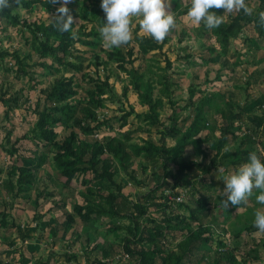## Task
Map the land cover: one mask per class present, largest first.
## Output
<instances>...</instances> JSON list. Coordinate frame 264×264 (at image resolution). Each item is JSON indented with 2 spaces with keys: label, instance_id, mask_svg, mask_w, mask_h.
I'll return each mask as SVG.
<instances>
[{
  "label": "rangeland",
  "instance_id": "374dc122",
  "mask_svg": "<svg viewBox=\"0 0 264 264\" xmlns=\"http://www.w3.org/2000/svg\"><path fill=\"white\" fill-rule=\"evenodd\" d=\"M60 3L65 9L60 14L40 3L30 10L17 1L5 0L0 4V260L10 264L138 263V256L127 252L125 247L126 237L131 236L128 217L94 218L87 223L80 219L79 209L85 204L84 179L93 177L94 173L61 176L52 158L53 146L44 144L33 131L37 109H42L46 103L41 88L48 86L56 76H66L72 79L78 91L75 101L87 96L97 84L102 85L105 106L96 110L92 125L99 126L90 134L83 133L77 122L58 126V140L62 141L72 130L84 140L103 143L124 129H138L131 143L144 144L147 140L162 143L166 139L174 144L195 115L196 100L205 92L219 91L221 94L214 100L210 119L214 124L221 123L223 118L215 107L225 108L234 117L236 126L232 128L237 132V140L228 133L225 145L219 149V125L215 131L205 129L199 136L209 135L210 138L201 148H187L184 157L188 164L199 162L200 167L183 172L180 167H169L168 171L162 159L151 162L139 156L133 158L128 168L115 161L118 169L115 179L133 201H142L148 206L142 225L152 224L154 220L166 222L170 227L159 240L165 252L175 250L180 255L185 254L187 238L204 222L206 226L212 224L215 234H211L206 243L210 250L201 252L194 262H190L189 257L184 258L187 264H227L224 253L229 251L238 264H264V232L258 231L254 223L257 209L264 210V204L256 199L261 190L254 189L256 194L247 205L226 213L225 209L231 204L226 207L220 200L226 187L222 177L234 171V167L221 164L209 173L202 171L213 159L220 163L222 154L234 151L242 139L247 141L243 144L247 154L256 151L264 156V124L258 126L255 122L264 115V34L253 22H246L242 31L230 39L226 52L220 45L210 52L212 43L207 38L197 37L199 24L186 15L191 0H172L170 10L176 23L163 41H156L144 32L140 18L134 16L132 39L109 48L92 17L93 4L101 7V0H60ZM249 4L255 13L264 11L261 0H249ZM4 9L17 15L22 23L16 26L2 17ZM238 11L223 12L225 20L229 22ZM60 16L72 21L75 29L81 32L97 26V35H81L83 41H90L89 44L77 42L73 55L68 57L75 63H82L80 70L67 67L56 71L52 67L31 64L38 60L51 64L52 59H42L33 51L32 34L26 22L50 23ZM130 51L135 57L132 63L128 61ZM28 55L30 58L24 59V63L29 74L18 77V57ZM168 59L173 66H168ZM168 80L172 83L171 94L164 96L161 87L163 81ZM148 87L163 100L157 110L163 124L152 125L137 117V113L148 110L141 105L139 94ZM15 91L20 94L17 96L19 103L9 107L1 97H9ZM174 120L178 132L167 127ZM14 144L25 156L31 154L28 147L39 148L47 154V160L38 165L20 154L13 155ZM16 165L33 172L35 177L22 192L10 188L9 171ZM174 173H180L181 179L172 176ZM182 191L186 193L185 201L177 200ZM204 197L212 199L208 198L201 212L193 213L197 199ZM216 199L217 205L214 204ZM217 226L225 230L228 241L220 238Z\"/></svg>",
  "mask_w": 264,
  "mask_h": 264
},
{
  "label": "trees",
  "instance_id": "16d2710c",
  "mask_svg": "<svg viewBox=\"0 0 264 264\" xmlns=\"http://www.w3.org/2000/svg\"><path fill=\"white\" fill-rule=\"evenodd\" d=\"M9 1L22 3L28 10L36 3L57 10L59 14L65 10L61 7L60 0ZM261 2L264 3V0H261ZM91 9L92 17L100 29L103 23L106 22L104 10L98 3H94ZM214 10L218 14H223L224 12L223 8ZM260 12L264 11L253 12L252 15H248L243 10H239L229 22L224 19V22L218 28L213 29H209L201 21L196 29L197 37L207 38L212 43L209 47L210 52L215 51L217 45H220L222 51L226 52L230 39L236 37L242 31L246 22H253L261 34H264V21L260 19ZM4 16L13 25L17 26L22 23L19 17L8 9H4L2 12V17ZM26 25L32 34L33 51L39 54L42 59H52L51 64L42 60L33 61L31 64L41 67H52L56 71L67 67L80 70L82 63H75L69 60L68 57L73 55L77 42L89 44L90 41H83L81 35L85 34L86 37H89L98 34L97 26L88 32H81L75 29L72 21L62 16L50 23L35 21L33 23L26 22ZM118 52L123 59L126 58L122 51L118 50ZM130 54L131 57L128 61L132 63L135 61L133 51H130ZM26 58H30V55L25 58L18 57L17 63L19 66L16 70L18 77L29 74L27 66L24 63V59ZM167 62L168 66H173V62L170 59ZM162 84V94L164 96L170 95L172 83L168 80L163 81ZM40 91L45 95L46 103L42 109H37L38 117L33 131L44 144L53 146L52 158L56 167L60 170V175L72 177L78 173L88 171L94 173L93 177L84 179L86 190L82 191V196L84 197L85 204L79 209L78 213L82 222L87 223L94 218L101 217L112 219L128 217L131 220V224L128 226V232L131 236L126 237L125 247L127 252L138 256L137 264H182V262L183 264H187L184 258L189 257L190 262L195 261L201 252L210 250V247L206 243L211 234L215 235L213 226L212 224L206 226L204 222H201L187 238V251L185 254L180 255L175 250L165 252L159 240L165 236V230H170V227L166 226V222H156L154 220H152V224L147 223L142 225L144 215L148 212V206L144 205L142 201H133L123 192V185L115 179L118 169L114 163L117 161L123 168H128L133 158L140 156L151 162L162 159L164 168L167 170L169 167H180L181 172H183L184 170L190 171L200 167L199 162L191 165L188 164L184 157L187 148H201L205 140L210 138L209 135L206 137L199 136L203 130L209 129L215 131L219 125L221 130V136L218 139L219 149L225 145L228 133H231L233 139L237 140V132L232 128L236 126L234 117L225 108L215 107L217 114H221L223 118L221 123L217 122L214 124L210 119V115L213 112L214 100L221 94L219 91L205 92L196 100V113L192 117L190 124L179 134L178 141L174 144L166 139L162 143L149 140L145 141L144 144L131 143L130 140L138 129H124L119 135L108 137L103 143L84 140L74 130L70 132L65 140H58L57 127L60 125L67 126L69 121L73 123L77 122L81 131L85 134L92 133L94 128L99 126L98 124L92 125V122L96 119V110L105 106L102 97L105 89L102 85L97 84L96 89H90L87 96L75 101L74 97L78 91L72 79L66 76H56L48 86L42 87ZM8 92H10V89H8ZM17 92H13L6 98L1 97V100L9 107H12V104L17 105L19 103V97L17 96H20ZM139 94L141 105L147 106L148 110L137 113V117L148 121L152 125L163 124L157 114V110L163 104L162 98L157 97L154 90L150 87L143 91L140 90ZM127 116H129L128 113L126 114V118ZM255 122L258 126H262L264 124V115L258 117ZM167 127L169 130L178 132L175 120ZM245 142H247L246 139H242L234 151H226L222 154L220 163L213 159L210 165L203 167L202 171L209 173L213 170L214 166L219 167L221 164L224 167L232 165L236 169L241 162H245L248 159L246 148L243 147ZM251 142L254 143V140L251 139ZM19 151L20 149L14 144L11 150L13 155L20 154L27 157L29 161L36 162L38 165H42L47 160V154L42 153L39 148L28 147V151L31 152L28 156L21 154ZM107 154L111 157H105ZM9 174L12 178L10 188H18V192L27 190L35 180L33 172L17 165L10 169ZM172 176L181 179L180 173H174ZM255 192L253 191V195L256 194ZM208 198L197 199L198 205L193 209V213L201 212L207 206L208 200L212 199L211 197ZM224 198V196L220 197V200L223 201ZM250 199L251 197L241 205L230 203V207L226 208L225 212L230 213L233 208L247 205ZM214 204H218L217 199L214 201ZM133 209L134 211H132ZM3 221L5 225V217ZM218 235L220 236L221 233L219 232ZM224 257L227 259V264H238V260L230 251L224 253ZM0 264L10 263L0 260Z\"/></svg>",
  "mask_w": 264,
  "mask_h": 264
},
{
  "label": "clouds",
  "instance_id": "9594fccd",
  "mask_svg": "<svg viewBox=\"0 0 264 264\" xmlns=\"http://www.w3.org/2000/svg\"><path fill=\"white\" fill-rule=\"evenodd\" d=\"M5 0H0V4ZM106 22L100 28V33L106 46H120L132 39V18L139 17L142 30L150 34L156 41H163L175 26L176 19L171 11L172 0H101ZM223 8L224 12L243 10L252 15L253 8L249 0H191V7L186 15L195 24L204 22L209 29L218 28L224 22V14H218L214 9ZM264 21V12H260ZM226 187L223 188V203L241 205L253 195L254 189L261 191L256 199L264 204V156L256 151L248 154V159L240 164L230 174L222 177ZM256 228L264 232V210L257 209L255 213Z\"/></svg>",
  "mask_w": 264,
  "mask_h": 264
},
{
  "label": "built area",
  "instance_id": "2783aa9c",
  "mask_svg": "<svg viewBox=\"0 0 264 264\" xmlns=\"http://www.w3.org/2000/svg\"><path fill=\"white\" fill-rule=\"evenodd\" d=\"M185 195H186L185 191H182L181 194L177 197V200L183 201L185 199ZM216 230L218 233L219 232L221 233V237H220L221 239L227 240V241L229 240V236L225 235L226 233L222 227L220 229L219 227H216Z\"/></svg>",
  "mask_w": 264,
  "mask_h": 264
},
{
  "label": "crops",
  "instance_id": "0c3cea01",
  "mask_svg": "<svg viewBox=\"0 0 264 264\" xmlns=\"http://www.w3.org/2000/svg\"><path fill=\"white\" fill-rule=\"evenodd\" d=\"M225 231V230H224Z\"/></svg>",
  "mask_w": 264,
  "mask_h": 264
}]
</instances>
